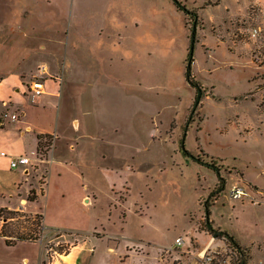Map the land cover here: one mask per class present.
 <instances>
[{"label":"rangeland","instance_id":"rangeland-1","mask_svg":"<svg viewBox=\"0 0 264 264\" xmlns=\"http://www.w3.org/2000/svg\"><path fill=\"white\" fill-rule=\"evenodd\" d=\"M249 9L260 11L253 3ZM191 24L174 0H0V75H66L68 95L82 100L79 115L95 133L96 157L86 229H46L38 216L16 217L8 229L40 228L38 239L10 246L0 236V264H69L64 255L72 252L71 264H264L263 199L230 196L235 184L249 193L256 188L244 174L264 182V132L236 124L256 116L250 94H239L238 109L230 96L207 97L203 87L193 111L198 91L185 77L189 48L181 57ZM238 24L264 29L261 19ZM208 30L199 19V36ZM241 34L235 37L247 41ZM204 52L197 38V69L206 65ZM245 87L241 82L238 92ZM182 143L220 167L226 187L218 195L211 197L219 186L214 169L185 155ZM103 152L125 172L118 169L112 180L101 166ZM210 197L213 227L233 234L241 249L213 236L204 207Z\"/></svg>","mask_w":264,"mask_h":264},{"label":"crops","instance_id":"crops-1","mask_svg":"<svg viewBox=\"0 0 264 264\" xmlns=\"http://www.w3.org/2000/svg\"><path fill=\"white\" fill-rule=\"evenodd\" d=\"M211 1L205 5L200 2L196 6L187 0L209 27L200 36L197 31V38L205 51L206 65L197 69L194 59L193 73L207 88V97L214 96L224 101L226 96H230L238 109V96L244 95L248 99L245 94H250L256 106L255 118L247 121L244 117L243 121L235 123L247 132L255 129L264 132V63L255 61L253 41L235 37L237 30L244 28L238 24L240 18L264 21V3L261 2L263 8L254 15L249 9L253 0ZM189 31L181 42L183 59L190 45ZM125 34L122 31L118 33L119 45ZM213 72L215 81L208 77ZM65 77L44 78L43 92L38 94L31 89L34 80L27 74L11 72L0 75V208H23L28 213H41L45 226L51 229L81 230L86 229L88 222L85 208L93 203L92 197L96 195L88 175L96 164L92 151L95 133L90 130L88 121L79 115L78 107L82 100L79 96L68 95ZM202 79L211 81L206 83ZM241 82L246 87L238 92ZM238 112L236 117H239ZM13 114L17 117L13 118ZM46 134L51 135L54 141L46 158H40L39 135ZM19 154L30 156L32 164L11 167L10 156ZM101 166L112 180L118 169L124 170L108 161L104 152ZM242 178L245 184L256 186L250 194H257L264 203V182L259 183L245 174ZM32 192L37 196L34 200L29 198ZM145 204L148 209V203ZM2 225L3 221H0V230Z\"/></svg>","mask_w":264,"mask_h":264},{"label":"trees","instance_id":"trees-1","mask_svg":"<svg viewBox=\"0 0 264 264\" xmlns=\"http://www.w3.org/2000/svg\"><path fill=\"white\" fill-rule=\"evenodd\" d=\"M174 3L176 5V7L180 10H182L184 12V14L186 15L187 18H189L190 20H192V24L190 28V37L192 36H196L195 41L197 40V27L199 26V15L197 10L194 7H190L187 4L186 0H174ZM187 23V22H186ZM250 26H247V28H249ZM245 28V29H247ZM248 41V40H247ZM251 41V40H249ZM254 53L253 52V57H254ZM190 58V55L188 54V60ZM193 62H194V57L191 58V62L187 66L185 69V77H186V81L189 83L190 86H192L193 88L197 89H201L202 91H204L205 89L203 88V85L201 83V81L199 79L196 78V76L193 73ZM202 97V96H201ZM187 129V126H186ZM185 137V136H184ZM183 137V139H184ZM51 135L46 134V135H39V145H38V154L40 157L42 156H47L48 153V147L50 144V139ZM181 149L183 151V153L187 156H191L193 158H195L196 160H199L202 164L208 165L210 167H212L214 169V171L216 172L218 178H219V186L216 190L213 191V193L211 194L212 196H216L218 195L219 192L223 191L226 187V180L224 178V176L221 175L220 173V167L215 164L214 161L210 162V161H205L202 160V158L196 157L194 154H192L191 152H189L184 144L181 145ZM36 194L34 192H32L29 195V198L31 200L36 199ZM211 197L209 198V200H207L204 204L205 207V213L208 214L210 216V204L209 201L211 200ZM2 212H6L9 215L8 216H3L1 213ZM19 216H38L41 220H42V225L44 228L49 229L48 227L45 226L44 221H43V216L41 213H28L27 211H25L23 208H19V209H10L7 207H2L0 208V221H3V225L1 227L0 230V236H2L5 240V243L7 245H15L16 243H18L19 241H26V240H32L35 241L38 239V233L40 231V228H38L39 230H21V231H12L8 229V225L9 222L12 221L13 219H15L16 217ZM41 225V227H42ZM220 235H223L224 237H226L228 239V241L235 246L238 249H241V246L239 244V242L237 241V239L235 238V236L233 234H231L230 232L226 231V230H221L220 231Z\"/></svg>","mask_w":264,"mask_h":264},{"label":"built area","instance_id":"built-area-1","mask_svg":"<svg viewBox=\"0 0 264 264\" xmlns=\"http://www.w3.org/2000/svg\"><path fill=\"white\" fill-rule=\"evenodd\" d=\"M264 1V0H263ZM262 0H253V7H256L260 9ZM243 35L248 39L255 43V53H254V59L258 63H264V45L262 44V40L264 38V29L260 25L251 26L247 29H243L241 31ZM43 82L40 80H34L31 84V89L34 91V93H42L43 92ZM13 118H16L17 115L13 114ZM53 139L51 138L50 144L48 147V150L52 147ZM3 155H7L6 152H1ZM40 158H46V156H42ZM32 164L30 156L27 154H19L10 156V165L13 168H16L20 165L24 166H30ZM250 193L246 189L244 185L235 184L233 187H231L230 190V196L233 198H243L244 196H248ZM252 199H255L254 196H251ZM182 238H177V241L180 242Z\"/></svg>","mask_w":264,"mask_h":264},{"label":"water","instance_id":"water-1","mask_svg":"<svg viewBox=\"0 0 264 264\" xmlns=\"http://www.w3.org/2000/svg\"><path fill=\"white\" fill-rule=\"evenodd\" d=\"M195 39H196V36H192L191 37L190 46H189V55H190V58L188 60V65L190 64L191 58L193 57V54H194ZM201 96H202V90L201 89H198V93H197V96H196V99H195V103H194V106H193V111L195 110V108L199 104V102L201 100ZM206 220H207L208 227L210 229H213L214 227H213L212 222L210 221V216L208 214H206ZM219 234H220V231L214 228L213 236L214 237H219Z\"/></svg>","mask_w":264,"mask_h":264},{"label":"bare ground","instance_id":"bare-ground-1","mask_svg":"<svg viewBox=\"0 0 264 264\" xmlns=\"http://www.w3.org/2000/svg\"><path fill=\"white\" fill-rule=\"evenodd\" d=\"M75 255H76L75 252H72V253H70V254H68V255H64V260H65L67 263L71 264V263H73V262L75 261V259H74ZM73 259H74V260H73Z\"/></svg>","mask_w":264,"mask_h":264}]
</instances>
